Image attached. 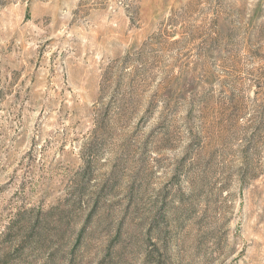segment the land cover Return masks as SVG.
Returning <instances> with one entry per match:
<instances>
[{
  "label": "rangeland",
  "instance_id": "374dc122",
  "mask_svg": "<svg viewBox=\"0 0 264 264\" xmlns=\"http://www.w3.org/2000/svg\"><path fill=\"white\" fill-rule=\"evenodd\" d=\"M0 237V264H264V0H0Z\"/></svg>",
  "mask_w": 264,
  "mask_h": 264
},
{
  "label": "trees",
  "instance_id": "16d2710c",
  "mask_svg": "<svg viewBox=\"0 0 264 264\" xmlns=\"http://www.w3.org/2000/svg\"><path fill=\"white\" fill-rule=\"evenodd\" d=\"M3 235H5V234H3ZM1 238V237H0ZM2 253V252H1ZM3 254V253H2ZM7 255V251L3 254V256H6Z\"/></svg>",
  "mask_w": 264,
  "mask_h": 264
}]
</instances>
